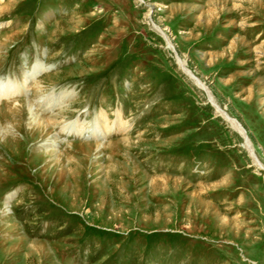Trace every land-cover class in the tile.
Returning a JSON list of instances; mask_svg holds the SVG:
<instances>
[{
	"label": "rangeland",
	"instance_id": "374dc122",
	"mask_svg": "<svg viewBox=\"0 0 264 264\" xmlns=\"http://www.w3.org/2000/svg\"><path fill=\"white\" fill-rule=\"evenodd\" d=\"M10 82L0 264H264V0H0Z\"/></svg>",
	"mask_w": 264,
	"mask_h": 264
},
{
	"label": "bare ground",
	"instance_id": "6f19581e",
	"mask_svg": "<svg viewBox=\"0 0 264 264\" xmlns=\"http://www.w3.org/2000/svg\"><path fill=\"white\" fill-rule=\"evenodd\" d=\"M147 7H150L149 10H152V7L147 5ZM155 30L159 31L158 27H154ZM166 40H167V37H164ZM168 42V40H167ZM170 44V43H168ZM260 53V52H259ZM262 54V53H261ZM179 62V61H178ZM179 66L181 67V70L183 71V73L195 84L197 85L198 87H202L205 91V93H207L209 99L212 101V103L215 105V108L216 109V113H218V115L235 131L237 132L243 139L244 143H245V149L248 151L249 155L253 157V153L251 152V150L249 149L250 146H249V143L247 144V135L245 133V130L244 128L242 127V125L237 122L235 119H232L230 118L224 111H221L220 108L218 107V105L216 104V102H214L213 98H212V95L210 94V92L208 91V89L205 87V85L199 80L197 79L188 69L187 67L185 66L184 64V61L182 62H179ZM39 73V67L38 68H33V71L25 77L24 79V83L26 84L29 80L32 81L33 77H37ZM40 75V74H39ZM9 82V81H8ZM14 83H8L5 87H3L2 89V93L0 94V101L5 99H11V97L17 95L16 92H17V89L13 86ZM20 94V93H19ZM16 97V96H15ZM53 121L51 120H46L44 121L42 124H43V128L46 129V127L48 128V126H53ZM50 129V128H49ZM47 131V129H46ZM255 160V158H254ZM259 167L260 165L257 164ZM258 167V168H259ZM260 169V168H259Z\"/></svg>",
	"mask_w": 264,
	"mask_h": 264
}]
</instances>
